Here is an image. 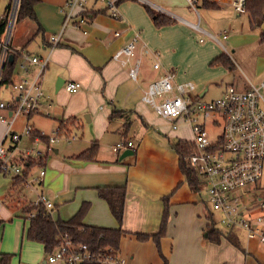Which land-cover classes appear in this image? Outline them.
<instances>
[{"label":"crops","instance_id":"crops-1","mask_svg":"<svg viewBox=\"0 0 264 264\" xmlns=\"http://www.w3.org/2000/svg\"><path fill=\"white\" fill-rule=\"evenodd\" d=\"M12 1L8 0L0 17L5 15ZM66 1L33 0L34 17H25L16 22L13 41L16 49H26L38 55L51 53L49 66L41 79L46 98L42 102V112L30 117L20 116L23 121L21 126H17L16 121L17 130L22 131L28 120L37 130H42L36 125L38 122L47 129L45 131L53 130L62 121L69 119L79 123L74 128L79 135L74 132L76 138L71 142L62 140L65 142L62 147H56V143L49 146L40 142L37 145L42 151L40 162L44 161L43 164L39 163L46 168L47 173L36 184V190L54 203L53 218L69 219L84 203L89 202L84 223L122 228L124 234L121 237L119 256L123 264H164V258L169 264H264V245L258 239L250 238L241 225L242 231H235L233 227L218 224L224 232L233 231L239 246L224 236L219 242L208 238L209 226L213 219L218 220L219 212L212 209L205 192L191 189L181 170L179 155L170 144V141L178 139L192 141L193 138L186 137L187 132L193 137L191 125L180 120L178 128L173 129L169 120L158 115L143 101L144 91L165 70L174 69L178 81L202 83L212 77L203 69L197 71L194 66L180 64L175 54L181 55L182 49L184 52L196 53L203 68L212 69L220 65L227 68L228 73L233 70L235 72L236 63L218 38L221 35L224 39L223 32L228 30L224 29L218 36L211 30L210 23L202 24L203 15L211 18L213 9H224L231 4L199 0L197 7L203 12L198 13L190 7L188 0H120L121 16L114 18L103 6L93 1L88 10L89 15L93 14L92 11L101 12H94L82 24L79 23L80 15L73 18L65 27L60 44L51 51L50 37L62 30ZM149 7L173 21L162 26L156 25L155 16L150 13ZM252 29L255 34L252 43L255 44L260 42L264 17L261 24ZM137 30L141 33L138 56L143 61L139 79L134 80L129 69L135 59L123 64L113 56L133 38ZM116 31L121 34L116 36ZM202 34L212 41L204 44ZM225 39H229V31ZM234 39L238 44L242 43L239 36ZM213 40L219 42L225 51L215 49ZM142 46L147 47L144 53ZM155 52L160 53L162 67L159 69L153 66L157 60ZM222 54L232 59V66L215 62ZM178 65L181 66L179 70ZM31 69L34 71L35 66ZM20 71L17 65L15 72ZM70 81L80 82L82 87L76 92H70L65 88ZM230 85L244 90L251 87L239 75H234L232 81L221 86V93ZM206 88L199 94L203 98L210 86L207 91ZM45 117L48 123L40 119ZM0 125L1 140L4 125ZM121 141H132L134 144V148H129L134 153L122 160L120 158L126 150H113ZM33 144V138H24L23 147ZM93 145L97 146L93 158H78ZM39 170V167L30 168L33 175L38 174ZM10 179L9 194L0 198L4 206H9L12 190L19 187L13 186L14 179ZM119 186L126 188L122 223L113 215L108 202L99 193L100 188ZM243 194L247 195L250 202V208L244 215L264 216V208L260 207V202L264 200L251 197L245 191ZM165 197H168V201ZM7 210L5 208L3 214H0V222H5V217L9 215ZM165 215L167 219L159 250L153 238L141 240L138 234L158 233ZM21 235L22 241L26 237L25 228ZM30 241L36 243L34 256L27 259L21 257L18 263L12 257L11 264H65L49 262L43 244ZM10 252L12 254L14 251L1 250L0 254Z\"/></svg>","mask_w":264,"mask_h":264},{"label":"built area","instance_id":"built-area-1","mask_svg":"<svg viewBox=\"0 0 264 264\" xmlns=\"http://www.w3.org/2000/svg\"><path fill=\"white\" fill-rule=\"evenodd\" d=\"M104 4L103 8L114 18H120V0H67L63 7L64 23L62 30L50 37V50L58 46L62 40L63 31L69 22L80 15L79 23L88 21L87 13L91 2ZM218 3H229L239 14L247 12V0H216ZM20 2V0H19ZM199 0H188L190 7L198 11ZM16 3V0H15ZM19 6V4H18ZM15 4L9 14L8 24L4 32H0V123L4 125V133L0 140V176L11 178L22 177L29 168L25 178V187L37 197L28 199V203L35 207L52 210L54 203L36 190L45 177L47 170L40 162L42 151L37 147L40 142L49 146L62 140L72 141L74 133L64 135L60 128L51 131L37 130L28 120L22 131L15 127L20 116L30 117L42 112V102L46 99L41 86V79L49 66L51 53L38 55L26 49H16L11 44V35L15 23L17 10ZM196 26V25H195ZM199 28L198 26H196ZM121 32L116 31L119 36ZM224 37L228 31L223 32ZM140 31H136L133 38L114 54V59L128 64L133 58L135 62L129 69L134 80L139 79L142 58L138 56ZM147 51L142 46V53ZM12 54H17V65L21 73L14 72L10 81L5 79V66ZM157 57L153 64L155 69L162 67ZM35 66L32 71L31 67ZM174 69L165 70L156 80L151 82L144 91L143 101L154 111L169 120L173 129H177L180 120L191 125L192 141L195 151L191 156L194 168L207 181L206 196L212 209L221 214L220 224L232 228L243 226L250 238L258 239L264 245V216H246L249 210V200L243 194L249 185L257 184L264 170V81L258 87L240 89L234 85L228 86L220 97L202 99L197 93V85L193 81H178ZM82 87L77 81H70L66 89L76 92ZM8 92V93H7ZM7 93L8 97H4ZM79 124L78 121H74ZM213 123L221 127L216 139L210 137L208 124ZM33 138L34 144L23 147L24 138ZM134 148L132 141H121L114 147V151ZM39 167V173L33 175L30 168ZM264 208V201L260 202ZM4 205L0 199V212ZM31 215H34L32 213ZM93 254L86 244L74 247L69 239H65L53 252L48 254L51 263L83 264L91 260ZM102 264H123L120 256L98 258Z\"/></svg>","mask_w":264,"mask_h":264},{"label":"trees","instance_id":"trees-1","mask_svg":"<svg viewBox=\"0 0 264 264\" xmlns=\"http://www.w3.org/2000/svg\"><path fill=\"white\" fill-rule=\"evenodd\" d=\"M11 5L12 3L10 2L7 6L5 15L0 17L1 33L6 30ZM32 9L33 0H20L15 19L16 22L25 17H34ZM148 9L150 13L155 16L154 20L158 26H162L173 21V19L160 12L156 13V11L150 7ZM247 10L251 26L255 27L260 25L264 17V0H247ZM94 12L99 13L101 10L92 11V15H94ZM84 14L86 17L92 16L89 15L88 12ZM260 42L264 43V29L260 33ZM18 60L19 56L17 54H12V59H10L5 66L6 80L10 81V78H12V75L16 71ZM215 62L224 64L227 67H230L233 64L232 59L225 54L217 57ZM76 127L77 125L74 120L70 119L62 121L59 125L60 131L64 135L73 133L74 128ZM170 144L179 155L181 170L191 189L195 192L206 193L207 181L191 163V156L195 151L194 142L178 139L170 141ZM96 152L97 146L93 145L85 152L81 153L78 158L91 159L94 157ZM40 163L43 164L44 161H41ZM27 171L29 172V168ZM28 172H26L22 177L13 178V186H22L25 178L28 176ZM99 193L100 196L108 202L113 215L120 223H122L125 213L126 188L124 186L100 188ZM165 200L168 201V197H165ZM89 206V202L84 203L75 215L65 220L54 219L52 216V210H47L44 207H35L30 205L28 202H25L21 213L28 221V227L26 230L27 239L43 244L47 254L53 252L65 239H69L74 247L86 244L91 254H93V258L83 264H102L101 260H98V258L102 259L107 256H119L121 237L124 234L122 228L94 226L84 223V218ZM32 213H34V215H31ZM166 219L167 216L165 215L163 224L158 233L153 235L138 234L139 239L144 240L153 238L160 250V240L164 235ZM218 224L220 225L219 218L217 221L213 219L211 225L209 226L208 238L212 241L219 242L224 236L236 246H239L233 231L230 230L228 232H224ZM12 257L13 254L11 253H1L0 264H11ZM164 264H169L166 258H164Z\"/></svg>","mask_w":264,"mask_h":264},{"label":"rangeland","instance_id":"rangeland-1","mask_svg":"<svg viewBox=\"0 0 264 264\" xmlns=\"http://www.w3.org/2000/svg\"><path fill=\"white\" fill-rule=\"evenodd\" d=\"M8 3V0H0V14H3L5 7ZM15 4V0H13L11 8L9 10V14L13 9ZM99 5H104L98 3ZM233 9V10H232ZM248 11V10H247ZM198 13H202L203 10L198 8ZM196 12V14H197ZM212 12V11H209ZM239 15V16H238ZM249 18L247 12L238 14L237 11L233 8L232 5L228 6L224 9H213V15L211 16H204L202 17V24L206 25L207 22L211 24V30L214 34L219 36V33L224 29L229 31V39H223L220 35L218 38L223 42L230 56L233 58L234 62L236 63V70L231 73H228V69L222 66H213L212 69L209 67H202L201 63L199 62V58L196 53L192 52H184L183 49L181 51V55L179 53L175 54L176 58H178L179 63L186 65V66H194L197 71L203 69L204 71L208 72L212 75V77L206 79V81L195 82L197 85V93L200 94L208 85L210 86L206 96L202 99L208 98H216L220 97L223 93H221L220 89L221 86L224 87L226 82H230L233 79L234 75H239L241 79L245 82L249 83L250 86L258 87L264 81V45L259 41L252 43L254 40V29H252L251 24L249 23ZM16 20L13 25L12 35H11V44L13 46L14 36H15V28H16ZM15 26V27H14ZM209 26V24H208ZM239 36L242 40L241 44L235 42V37ZM206 44L208 41H212L210 38H206L202 34ZM36 40L33 41V43ZM199 42V41H198ZM237 43V44H236ZM202 44V43H201ZM32 45V44H31ZM213 45L215 49H220L222 52L225 51L224 47L213 40ZM34 46V44L32 45ZM159 52H155L158 54ZM37 54V53H36ZM183 59V60H182ZM181 66H177V70H179ZM190 68V67H189ZM234 73V74H233ZM194 82V81H193ZM8 93V92H7ZM7 93L4 97H8ZM36 119V118H35ZM44 120V123H48V119L40 118ZM22 117L18 118L17 126H21L22 124ZM1 124V123H0ZM36 125H39L42 130L45 129L42 125L36 122ZM208 128L210 131V137L212 139H216L218 134L221 132V127H216L213 123L208 124ZM2 129V125H0V131ZM51 131V130H50ZM79 135L78 130L73 131V133ZM187 138H193L190 132L186 134ZM65 142L56 143V147H62ZM11 177L8 176H0V198L8 195V191L11 186ZM258 185L256 188L255 186ZM25 188V189H24ZM255 188V189H253ZM253 189V190H252ZM245 192L249 193L251 197H256L257 199L264 200V170L262 179L255 185H249L244 189ZM12 196H10V204L9 206H4L7 208L9 215L6 218L5 222H0V251L10 249V251H14L13 253H17V255H13L16 262L21 259L32 258L36 253L35 247L36 243H30L31 241L25 237L21 241V234L25 228L27 230L28 221L24 220L22 215L20 214L22 207L24 206L25 202H28L27 198L24 196H28V199L34 200L37 198L35 195L31 193V189L29 187H25V185L16 187V190H12ZM15 198V199H14ZM17 203V204H16ZM5 208L1 211V215L3 214ZM219 213L217 214V219L219 218ZM12 219V220H11ZM221 226H225V224L221 223ZM235 231H242L240 225H235ZM6 231V233L4 232ZM11 253V252H10ZM12 253V254H13ZM44 254V251H43ZM18 263V262H17ZM42 264V263H41Z\"/></svg>","mask_w":264,"mask_h":264},{"label":"water","instance_id":"water-1","mask_svg":"<svg viewBox=\"0 0 264 264\" xmlns=\"http://www.w3.org/2000/svg\"><path fill=\"white\" fill-rule=\"evenodd\" d=\"M18 4H19V0H16V3H15V7H16V9H15V10H17ZM10 59H12V56H11ZM207 89H208V86H207V88H206L205 91H207ZM133 153H134V150H132V149H128V150H126V151L123 153V155L121 156L120 159L122 160L124 157H126V156H128V155H132Z\"/></svg>","mask_w":264,"mask_h":264}]
</instances>
